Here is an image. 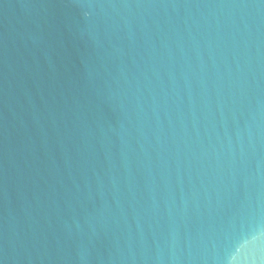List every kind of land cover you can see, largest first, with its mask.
I'll use <instances>...</instances> for the list:
<instances>
[{"label":"water","instance_id":"95a60500","mask_svg":"<svg viewBox=\"0 0 264 264\" xmlns=\"http://www.w3.org/2000/svg\"><path fill=\"white\" fill-rule=\"evenodd\" d=\"M0 264H264V0H0Z\"/></svg>","mask_w":264,"mask_h":264}]
</instances>
